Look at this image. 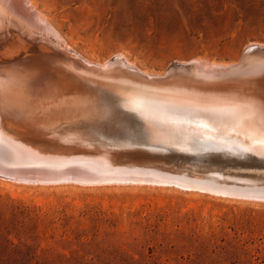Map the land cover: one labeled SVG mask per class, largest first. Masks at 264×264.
Here are the masks:
<instances>
[{
	"label": "rangeland",
	"instance_id": "rangeland-1",
	"mask_svg": "<svg viewBox=\"0 0 264 264\" xmlns=\"http://www.w3.org/2000/svg\"><path fill=\"white\" fill-rule=\"evenodd\" d=\"M31 1L67 51L93 64L118 59L161 77L191 62L192 70L198 62L237 64L249 47L254 57L264 51V0ZM75 130L95 133L98 152L107 146L139 161L148 157L149 166L264 186V156L252 152L109 147L117 124L101 109ZM71 183L0 174V264H264L262 199L173 183Z\"/></svg>",
	"mask_w": 264,
	"mask_h": 264
},
{
	"label": "bare ground",
	"instance_id": "bare-ground-1",
	"mask_svg": "<svg viewBox=\"0 0 264 264\" xmlns=\"http://www.w3.org/2000/svg\"><path fill=\"white\" fill-rule=\"evenodd\" d=\"M44 19L31 0H0V174L72 185L190 187L156 166L125 161L107 146L93 149L100 138L75 128L96 109L115 118L120 109L129 111L154 145L264 156V53L254 57L247 50L229 66L198 62L163 78L121 60L93 64L78 58ZM124 145L114 140L109 147Z\"/></svg>",
	"mask_w": 264,
	"mask_h": 264
},
{
	"label": "water",
	"instance_id": "water-1",
	"mask_svg": "<svg viewBox=\"0 0 264 264\" xmlns=\"http://www.w3.org/2000/svg\"><path fill=\"white\" fill-rule=\"evenodd\" d=\"M253 48L248 49V51H252ZM258 51V50H257ZM261 53H264L261 52ZM118 59H114L110 62L116 63L117 64ZM240 61V60H239ZM192 63L188 65H184L181 67H174L170 69L163 78L169 75L170 71L174 70H191L193 66L191 65ZM127 73H134L133 70L128 69ZM118 71V70H117ZM147 79H153L150 77H147ZM155 80V78L153 79ZM164 80V79H163ZM118 115V117H117ZM115 120L117 124V140L124 141L125 145L123 147L125 148H168L170 145L163 146L161 144L159 145H154L151 144L153 143L151 140H148V134L145 132L144 128L141 125V122L137 117H135L132 113L125 109H120L117 113ZM194 150H197L199 153L207 155L211 153H216V154H227L228 152L223 149H197L195 148ZM118 154V157L123 158L125 161H131V162H147L148 157L141 158L143 161H139L140 158L135 157V156H127V155H122L120 153ZM238 157H248V154H240L237 155ZM147 160V161H144ZM150 161V160H149ZM151 167H155V165H150ZM156 169L159 170V172H164V173H171L169 175H172L173 180L176 179L175 181H182L185 183L190 184V187H200L201 189H211V190H221L224 193H229L228 195H236V196H245L248 197L250 196L255 198V199H262L264 200V186L258 185L259 182H255L257 180H250L248 178H243V177H236L233 175H223L218 172H212V171H207V172H202L200 175L197 176H192L188 171H181L180 170H173V169H168V168H163L159 165H156ZM195 184V185H194ZM193 185V186H191ZM239 185H243L245 187H241ZM250 186V187H249ZM256 186V187H253Z\"/></svg>",
	"mask_w": 264,
	"mask_h": 264
}]
</instances>
